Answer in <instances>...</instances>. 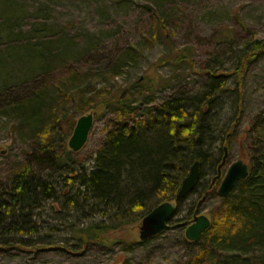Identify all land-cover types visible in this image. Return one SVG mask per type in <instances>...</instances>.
Segmentation results:
<instances>
[{"label":"rangeland","instance_id":"374dc122","mask_svg":"<svg viewBox=\"0 0 264 264\" xmlns=\"http://www.w3.org/2000/svg\"><path fill=\"white\" fill-rule=\"evenodd\" d=\"M154 14L161 16L168 39L158 34ZM225 32L234 36L231 43L222 42ZM255 36L264 39V0H0V193L11 186L15 171L28 161L61 193L59 201H44L32 223L27 222L33 229L26 227L23 234L0 231V264H186L194 249L184 240V220L192 223L196 209L210 219L209 212L219 202L217 192L204 191L215 176L213 170L203 169L201 185L176 206L170 227L146 244H140L142 220L134 214L130 218L99 214L84 202L83 194L73 204L70 198L78 194L77 186L67 185L65 175L74 170L91 171L113 124L115 115L103 112L99 92L153 86L149 99L147 90L135 97V116L145 118L146 111L157 104L202 92L209 79L206 71L230 72L237 62L236 51ZM185 49L192 54L191 60L175 62L176 52ZM64 52L67 55L62 57L70 62L56 67L54 57ZM123 63L120 75L107 74ZM45 64L51 65L49 76L41 69ZM72 69L86 96L84 110L74 108L75 116L68 115V122L74 119L77 124L82 116L92 114L93 123L78 151L69 146L75 128L67 135V125L62 124L54 136L53 151L69 153L70 159L57 167L40 152L35 126L25 123L21 127L20 119L10 117L3 108L11 95H29L45 76L68 86L66 79ZM237 95L230 87L218 97L213 110L215 157L228 148L224 176L237 160L250 164L248 131L255 116L264 112V56L248 68L240 102ZM93 104L97 105L92 108ZM227 132L232 134L229 144L223 143ZM38 155L47 163L39 164ZM12 216L24 225L19 208ZM93 224L104 228L99 237L79 240L81 230H89Z\"/></svg>","mask_w":264,"mask_h":264},{"label":"trees","instance_id":"16d2710c","mask_svg":"<svg viewBox=\"0 0 264 264\" xmlns=\"http://www.w3.org/2000/svg\"><path fill=\"white\" fill-rule=\"evenodd\" d=\"M154 17L158 34L168 39L170 36L161 16L154 14ZM222 37V42L228 43L234 38L229 32L222 34ZM32 54H35L34 50ZM62 55H67V52L54 57L56 67H64L70 62L64 60ZM236 55V65L230 72H205L209 79L198 95L188 99L178 97L166 100L148 109L145 118L135 116L136 96L144 95L143 90H147L146 97L149 99L153 86L136 90L132 85L124 92L113 94L105 90L99 92L97 97L99 105H103V112L111 111L115 118L103 145L97 151L91 171L74 170L71 175H65L67 185L77 186L78 194L70 198L73 204L77 202L76 197L83 194L84 202L99 214L115 213L128 218L134 214L140 221L156 206L172 202L175 203V211L170 224L176 216L177 207L184 201L177 198L181 184L198 160L200 178L187 197L201 185L203 169L210 168L215 176L204 191L217 192L219 202L209 212V227L197 240H189L185 235V242L194 249L186 264H264V112L255 116L248 131L251 140L248 177L239 181L226 198L219 197L217 190L224 177L227 159L219 176L218 168L225 151L221 149V157H215L213 110L217 107L218 97L230 87L237 91V102H240V90L248 68L264 56V39L255 36L240 47ZM191 57L192 54L185 49L176 52L174 61L189 62ZM123 66L124 63L116 65L107 74L120 75ZM50 67L45 64L41 68L44 75H51ZM46 76L29 95L22 98L11 95L9 106L3 109L10 117L19 118L21 127L25 123L35 126V138L43 157L61 167L70 159V154L60 155L53 151L54 136H57L63 123L67 125V135L72 132L76 122L74 119L68 122V115L74 118V108L79 112L84 110L82 106L85 105L86 94L79 87L80 77L75 69L66 79V83L70 84L64 87ZM230 78L233 79L231 84ZM231 136L227 132L223 143L229 144ZM63 137L66 140V136ZM52 157L56 159L53 161ZM44 158L38 155L35 160L39 164L47 163ZM60 197L55 183L33 170L32 161L22 163L14 173L11 186L0 193V231L23 234L27 231L26 227L33 229L34 226L27 222L32 223L43 202L59 201ZM16 208L25 218L24 225L12 216ZM184 223L186 229L191 224L187 219ZM100 229L104 228L100 224H93L89 230H81L78 239L82 242L93 241L99 237ZM159 235L140 244H146Z\"/></svg>","mask_w":264,"mask_h":264},{"label":"water","instance_id":"95a60500","mask_svg":"<svg viewBox=\"0 0 264 264\" xmlns=\"http://www.w3.org/2000/svg\"><path fill=\"white\" fill-rule=\"evenodd\" d=\"M93 123V115L82 116L75 126L72 137L69 141V146L72 150L78 151L85 144L90 129ZM225 154L221 164L219 165V176L221 175V168L225 165L228 156V148L224 149ZM250 173L249 165L243 160H237L232 163L218 189V194L221 198L228 197L236 187L237 183L248 177ZM200 178V162L197 160L192 165L188 176L183 180L181 187L178 191L177 198L185 199L188 194L196 187ZM215 181V180H214ZM175 211V205L172 202H164L156 206L142 219V225L140 227V239L141 241H147L160 233L167 230L169 220L172 218ZM198 209H196L194 222L188 226L185 235L189 240H197L209 227L211 221L203 214L197 215Z\"/></svg>","mask_w":264,"mask_h":264},{"label":"flooded vegetation","instance_id":"af4514ba","mask_svg":"<svg viewBox=\"0 0 264 264\" xmlns=\"http://www.w3.org/2000/svg\"><path fill=\"white\" fill-rule=\"evenodd\" d=\"M195 212H196V211H195ZM195 212H194V214H193V220H192V223L194 222V218L196 217ZM197 215H200L199 212L197 213ZM192 223H191V224H192Z\"/></svg>","mask_w":264,"mask_h":264}]
</instances>
